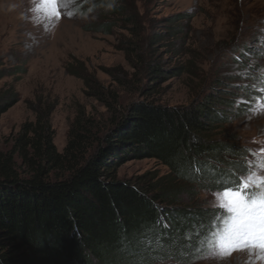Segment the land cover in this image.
Wrapping results in <instances>:
<instances>
[{"label":"trees","instance_id":"obj_1","mask_svg":"<svg viewBox=\"0 0 264 264\" xmlns=\"http://www.w3.org/2000/svg\"><path fill=\"white\" fill-rule=\"evenodd\" d=\"M115 1L121 2L97 4L117 11ZM73 60L66 72L82 80L84 93L104 106L105 115L77 107L58 151L50 123L56 102L37 96L28 103L33 120L0 150V264H153L180 262L189 247L204 249L228 215L198 206L197 191L238 187L254 168L250 148L231 135L217 138L231 119L226 113L241 114L243 104L230 100L223 107L221 89L186 104H160L152 97L162 77L157 62L143 65L148 81L134 91L140 99L122 104L117 89ZM252 77L264 86L263 75ZM115 82L132 86L125 77ZM17 100L13 87L0 90V115ZM140 159L167 171L117 177L122 164ZM169 232L178 239L166 241Z\"/></svg>","mask_w":264,"mask_h":264},{"label":"rangeland","instance_id":"obj_2","mask_svg":"<svg viewBox=\"0 0 264 264\" xmlns=\"http://www.w3.org/2000/svg\"><path fill=\"white\" fill-rule=\"evenodd\" d=\"M97 1L60 0L55 15L41 0H0V90L13 87L18 96L0 115V150L10 145L23 122L33 120L28 103L37 96L56 102L50 123L58 151L77 107L105 115L104 106L84 93L82 80L66 72L73 59L102 85L117 89L122 104L140 99L134 91L148 81L143 65L157 62L162 77L152 97L160 104H186L215 89L223 90V107L230 100L243 104L241 114L225 112L231 119L217 138L231 135L239 147L253 151V171L240 184L251 178L248 187L264 189V86L252 79L264 76V0H119L117 11ZM82 7L88 12L82 13ZM116 77L132 86L120 88ZM166 171L152 159L130 160L117 177ZM221 192L197 191L198 206L222 208L228 215L211 230L206 247L184 249L180 262L168 258L153 264H264L258 248L223 240L235 213L223 206L227 201L219 198ZM169 235L166 241L178 239Z\"/></svg>","mask_w":264,"mask_h":264},{"label":"snow or ice","instance_id":"obj_3","mask_svg":"<svg viewBox=\"0 0 264 264\" xmlns=\"http://www.w3.org/2000/svg\"><path fill=\"white\" fill-rule=\"evenodd\" d=\"M59 2L60 0H41L42 4L52 6L55 15H59ZM250 183L251 178L242 187L247 189ZM245 195V191L232 188H225L219 194L222 201H227L223 206L235 213L231 226L225 230L223 240L226 243H243L264 252V193L261 194L259 204L255 200L246 203Z\"/></svg>","mask_w":264,"mask_h":264}]
</instances>
